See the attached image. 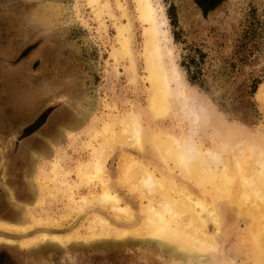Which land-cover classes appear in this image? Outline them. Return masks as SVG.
Returning <instances> with one entry per match:
<instances>
[{
  "label": "rangeland",
  "instance_id": "obj_1",
  "mask_svg": "<svg viewBox=\"0 0 264 264\" xmlns=\"http://www.w3.org/2000/svg\"><path fill=\"white\" fill-rule=\"evenodd\" d=\"M99 1L110 7L109 12L103 11L104 25L90 0H0V54L13 62L22 59L26 62H20L15 73L0 70V117L4 112L10 127L18 129L10 136V143L4 141L8 138L0 137L3 144L0 152L5 157L0 163V191L11 208L5 210L2 206L0 222L26 226L37 215L59 218L68 203L62 195L48 197L42 189L41 177L50 172L52 162H58L71 173L72 177L65 181L79 183L77 170L91 157L88 146L99 145L93 139L95 133L131 110L140 115L147 138L159 131L181 138L188 131V122L181 120L177 107H172L163 119H156L150 110L144 58L145 30L149 27L139 14V0ZM151 2L165 23L163 41L176 65L183 91L191 107L205 119L199 135L202 144L218 150V145L228 143L235 149L251 147L264 152V0H227L205 17L192 0ZM250 22L255 24L256 37L248 40L246 31ZM121 26L127 30L135 73L131 66L114 57L119 49L117 30ZM27 62L32 63L30 71ZM50 111L55 112L36 132L23 138L41 125V114ZM24 125L28 129H22ZM146 144L147 150L152 148L151 143ZM26 148L25 156L19 154ZM129 150L116 152L108 168L114 189L125 193L119 194L134 208L138 224L139 201L119 182L123 158L132 153L150 168L165 174L169 171L153 149L145 154ZM13 151L19 156L14 169L11 168V176L6 156ZM12 177L20 181V196L14 194L9 183ZM172 178L179 184L186 183L180 176ZM190 187L201 196L195 185ZM87 193L81 189L77 197ZM41 198L45 200L42 208L38 204ZM218 207L224 227L216 254L190 255L156 237L81 241L65 246L46 242L28 249L19 244L40 233L70 234L94 212L91 209L61 230L39 228L20 236L0 231V238L15 242H0V247H9L13 254L22 257L23 264H253L255 248L238 247L240 242L230 232L246 230L255 245V220L230 201L220 202ZM103 215L117 228L135 227L121 226L109 215Z\"/></svg>",
  "mask_w": 264,
  "mask_h": 264
},
{
  "label": "bare ground",
  "instance_id": "obj_2",
  "mask_svg": "<svg viewBox=\"0 0 264 264\" xmlns=\"http://www.w3.org/2000/svg\"><path fill=\"white\" fill-rule=\"evenodd\" d=\"M90 3L96 7L97 18L104 25L102 15L103 11L109 12V5L99 0H90ZM138 7L140 16L149 27L145 30L147 47L144 58L151 94L150 110L156 119H163L170 114L172 107H177L181 120L188 122V131L181 138L163 131L147 138L136 110H131L112 124H104L101 131L92 135L99 145L88 146L92 151L91 157L77 170L79 183L65 181L72 177L71 173L58 162H52L50 172L40 179L48 197L62 195L66 199L67 208L61 216L37 215L26 226L0 222V231L20 236L39 228L61 230L91 209L94 212L70 234L40 233L19 244L28 249L46 242L65 246L81 241L156 237L162 242L179 246L190 255L202 252L216 254L219 252L218 237L224 227L218 206L220 202L230 201L243 214L255 220L253 230L257 241L252 244L246 230L239 232L234 229L230 236L240 242L238 247L255 248L253 264H264V152H256L251 147L239 150L228 143L218 145V150L202 144L199 135L205 119L199 110L191 107L183 91L176 65L163 41L165 23L151 0H139ZM117 31L119 49L114 52V57L125 66H131L135 73L126 27L121 26ZM146 143H151L152 148L147 150ZM124 149H136L139 154L153 149L169 171L165 174L162 170L150 168L132 153L123 158L119 182L139 201L141 220L138 224L134 208L114 189L113 175L108 168L116 152ZM174 176L182 177L186 183L173 181ZM190 184L200 190L201 196L194 192ZM81 189L88 193L77 197V191ZM38 204L40 208L45 207L44 198ZM103 214L109 215L121 226L135 227L131 230L117 228ZM0 242L15 244L13 240L2 238Z\"/></svg>",
  "mask_w": 264,
  "mask_h": 264
},
{
  "label": "flooded vegetation",
  "instance_id": "obj_3",
  "mask_svg": "<svg viewBox=\"0 0 264 264\" xmlns=\"http://www.w3.org/2000/svg\"><path fill=\"white\" fill-rule=\"evenodd\" d=\"M226 1L227 0H192V2H193V4L195 5V6H197V8L200 10V12H201V14L205 17V16H208L207 15V13H213V12H215V11H217L218 9H220L223 5H224V3H226ZM36 63V62H35ZM35 65V64H34ZM47 97V96H46ZM47 99V98H46ZM53 112H55V111H50V112H43L42 114H41V118H39L40 119V121H41V125H39V127H37V128H35V129H33V131L31 132V133H29L28 135H25L23 138H27V137H29V136H31V134L32 133H34V132H36V130H38V128H40L44 123H45V121H46V119L53 113ZM5 114L4 113H2V116L0 117V122L1 121H3L2 119H4V118H2L3 116H4ZM8 121V119H5V121H3V127L1 126V124H0V130L1 129H3V130H6L7 131V134H5V133H3V137L5 138H8V139H5L4 141L5 142H8L9 141V143H10V136L12 135L13 136V134L18 130V129H13L12 127H10V124L7 122ZM6 122V123H5ZM38 125V124H37ZM34 127L36 126V125H33ZM32 126V127H33ZM28 126H26V127H24V128H27ZM28 129V128H27ZM28 130H26V132H27ZM1 135V134H0ZM7 136H9V137H7ZM20 140H22V139H20ZM16 145V144H15ZM0 146H3V144L1 143V141H0ZM0 150H1V147H0ZM19 152V154H20V152H21V155L22 156H25V154L28 152L27 151V148H26V150H20V151H18ZM17 152V153H18ZM15 153H16V151H13L10 155H8L7 154V156H6V159L9 161V163H10V170H9V174H11V176H12V169L11 168H13L14 169V166H15V162H16V159H17V157L19 156V154H17L16 153V155H15ZM3 155L1 154V152H0V163L1 162H3L2 161V159L3 160H5V157H2ZM12 179L13 180H11L9 183H10V185L12 186V190L14 191V194H16V196L17 195H21L20 194V190L22 189L21 188V184H20V181L19 180H17V179H14L13 177H12ZM19 181V182H18ZM21 188V189H20ZM3 204V205H2ZM0 209L2 208V206L5 208V210H7V209H10L11 210V208H10V206H8V204H7V200L6 199H4V194H3V192L2 191H0ZM9 247H7V246H1L0 247V264H23V261H22V257H20V256H18V255H16V254H13L9 249H8ZM26 264H29V262H27ZM35 264H37V262H35Z\"/></svg>",
  "mask_w": 264,
  "mask_h": 264
},
{
  "label": "crops",
  "instance_id": "obj_4",
  "mask_svg": "<svg viewBox=\"0 0 264 264\" xmlns=\"http://www.w3.org/2000/svg\"><path fill=\"white\" fill-rule=\"evenodd\" d=\"M7 51V50H5ZM25 59H22L21 61H12L11 58H9L7 55L4 57L0 54V70L3 71L4 73L6 72H9V73H15L17 71V69L19 68V63L22 62V63H26V62H23ZM28 63V68H27V71H30L29 69L31 68V64L30 62H27ZM34 65V64H33ZM1 67H8V70H2ZM0 82H1V76H0ZM7 86V85H6ZM47 86H48V92L50 93V87H51V81H50V78H48V82H47ZM6 95L8 96V98H10L12 95L8 93V89L6 91ZM4 113V112H3ZM5 114V113H4ZM4 119H2L3 121H5V119H8L5 115L2 117ZM3 121L0 122L1 126L3 127ZM83 125V124H82ZM24 127H26L25 125L22 126L21 128L23 129ZM81 127V125H80ZM78 127V128H80ZM82 128V127H81ZM3 133L7 134V131L6 130H3L1 129L0 130V137L1 138H4L3 137ZM61 145H65L64 143H62ZM111 162V161H110ZM117 173V172H116ZM116 176V174H115ZM121 194V192H119ZM121 195H125V193L123 192V194ZM126 199H127V196H126Z\"/></svg>",
  "mask_w": 264,
  "mask_h": 264
},
{
  "label": "trees",
  "instance_id": "obj_5",
  "mask_svg": "<svg viewBox=\"0 0 264 264\" xmlns=\"http://www.w3.org/2000/svg\"><path fill=\"white\" fill-rule=\"evenodd\" d=\"M256 10H253V12H252V16H254L253 18H255L256 17V12H255ZM254 23L253 22H250V27L249 26H247L248 28V30L246 31V38L248 39V40H251L252 38H254V37H256V29H255V24L253 25ZM204 58V56H203V54L201 55V59H203ZM192 61V63L193 64H195L196 62L194 61V60H191ZM256 90V88H254V91H253V94H255V91Z\"/></svg>",
  "mask_w": 264,
  "mask_h": 264
}]
</instances>
